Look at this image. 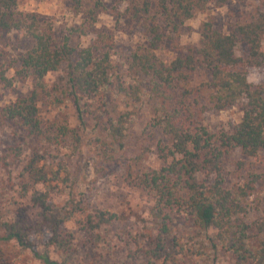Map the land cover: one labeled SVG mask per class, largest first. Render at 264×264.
Listing matches in <instances>:
<instances>
[{"label":"trees","instance_id":"obj_1","mask_svg":"<svg viewBox=\"0 0 264 264\" xmlns=\"http://www.w3.org/2000/svg\"><path fill=\"white\" fill-rule=\"evenodd\" d=\"M70 1L75 10L89 3L84 21L88 30L93 29L103 0ZM226 1L128 0L124 12L140 17L148 37L147 45L131 54L128 68L149 74L147 88L154 99L155 125L169 137L168 143H157L159 167L141 170L135 176V185L150 196L152 204L147 216L135 224L137 233L132 240L126 239L120 247L107 243L108 229L120 220L114 211L89 207L73 196L61 206L53 205L51 194L66 187L70 173L65 165L54 168L48 152L36 150L18 164L21 194L31 207L40 210V221L28 222L23 211L9 216L0 207V264H100L114 251L120 254L116 264H198L197 255L217 264L206 248L214 256L226 254L229 264H264V239L251 245L252 225L244 219L256 175L249 174L250 178L232 188L225 185L224 176L225 161L234 149L248 157L264 151V80L254 83L248 79L250 68L264 69V2L254 13L235 20L227 32L205 22L200 33L202 44L185 51L178 47L169 63L156 55L164 40L158 15L171 25L168 38L173 40L194 10L205 9L209 2L220 7ZM0 31L21 32L29 43L16 57H2L0 86L9 88L19 79L33 82L32 90L0 106V125L18 127L55 148L68 144L78 148V128L86 129L84 113L91 112L90 103L82 99L98 96L111 83V36L97 31L89 45L70 46L37 12L19 10L18 0H0ZM237 47H242V53H236ZM64 64L65 72L48 85L46 75ZM10 69L12 76L8 75ZM129 94L140 98L136 89ZM43 97L59 111L61 103L71 101L77 126H71L65 117L43 119L39 108ZM235 105L242 116L228 129L212 130L204 123L207 110L221 111ZM102 119L99 114L95 119L104 134L98 139L99 155L107 160L113 157L116 146H121L133 117L123 112L116 118L106 117L104 123ZM20 150L6 145L1 164L8 168V157L17 162ZM67 223L84 232L79 243L66 228ZM33 226L48 230L42 251L32 247L28 239ZM258 228L264 230V221ZM118 238L123 237L118 234ZM9 246L17 250L8 251ZM99 246L107 252H99Z\"/></svg>","mask_w":264,"mask_h":264},{"label":"rangeland","instance_id":"obj_2","mask_svg":"<svg viewBox=\"0 0 264 264\" xmlns=\"http://www.w3.org/2000/svg\"><path fill=\"white\" fill-rule=\"evenodd\" d=\"M264 0H227L220 7L209 2L203 10H194L191 18L184 21L180 27L176 38L169 39L171 35V25L166 19L158 15V20L163 25L164 40L156 55L164 63H169L178 53V47L185 51L189 47H198L202 44L201 31L205 22H211L213 27L227 32L230 25L237 19L249 16L261 6ZM103 7L100 9L94 27L87 29L85 24L86 10L89 3L75 10L70 0H18V9L24 11H35L42 19L52 23L56 36L60 40L67 39L68 44L73 47L89 45L95 38L96 32H106L113 40L111 50V63L114 67L112 71L111 83L104 92L90 100L82 99V102L90 103L91 112L84 113L85 130H79L80 143L78 148L72 144L55 148L43 144L34 137L26 135L21 129L6 124L0 125V156L5 152L6 145L20 147V157L4 167L0 161V207L11 215H18L23 211L27 216V221L34 224L40 221V210L31 207L29 200L21 194V179L19 177L21 167L18 164L26 156L36 150L46 151L51 155L53 167L65 165L70 173L66 187L51 194V201L55 206L64 204L69 196L89 207H98L114 211L120 215V220L108 229L107 243L116 247L123 246L126 239H131L137 233L136 223L141 217H146L148 209L152 204L150 196L135 185V176L141 170L157 168L160 160L156 152L158 141L169 142V137L162 133L161 129L155 125L154 99L148 94L149 74L136 73L128 68L130 56L135 51H141L147 45L148 37L141 28L140 17H133L125 13L128 0H103ZM29 43L18 31H0V55L7 59L16 57L17 54ZM264 49V36L262 38ZM236 53H242V47L236 48ZM64 64L62 68L55 72L48 73L45 77L46 83L51 85L57 81L58 76L65 72ZM8 75H13V70L8 71ZM198 79L202 77L196 76ZM248 79L251 82L264 80V69L252 67L249 69ZM197 80L195 79L193 84ZM33 82L30 78L16 80L9 88L0 86V106L13 101L19 94H24L32 90ZM136 89V99L129 91ZM122 90V91H121ZM204 100V99H203ZM62 111L57 106L43 97L39 101L40 114L43 119H53L56 116L68 119L71 126H77L76 111L71 101L63 102L60 105ZM128 112L133 117L126 137L122 139L121 146H116L113 157L103 160L99 155L101 146L99 138L104 134L98 127L95 119L103 115L101 123L106 117L116 118L120 113ZM242 112L237 105L228 109L215 111L207 110L203 113L204 123L212 130L228 129L239 122ZM100 151V152H99ZM256 175L255 189L249 196L247 203L249 210L245 215V220L252 225L251 245H258L264 239V230L258 228V224L264 221V151H260L255 157H248L241 153L239 148L232 151L224 164L225 185L228 188L235 187L243 183L249 174ZM66 228L74 235L76 243H79L85 236L78 226L67 223ZM121 234L122 240L118 238ZM48 237L47 228L40 230L39 227L30 228L28 239L32 247L42 251L44 242ZM8 251L17 250L13 246L7 247ZM106 253L102 246L97 249ZM209 256L217 264H229L226 254L215 255L206 248ZM25 255L29 257V252L25 250ZM110 259H104L100 264H116L119 262V255L113 252ZM79 255L82 256L81 253ZM56 258V255H52ZM208 256V257H209ZM80 259V257H79ZM198 264H212L211 258H201L195 256ZM125 264V263H123ZM160 264V263H158Z\"/></svg>","mask_w":264,"mask_h":264}]
</instances>
